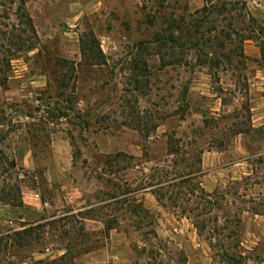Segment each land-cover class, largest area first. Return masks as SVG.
<instances>
[{
    "label": "rangeland",
    "instance_id": "rangeland-1",
    "mask_svg": "<svg viewBox=\"0 0 264 264\" xmlns=\"http://www.w3.org/2000/svg\"><path fill=\"white\" fill-rule=\"evenodd\" d=\"M24 183L100 228L4 232L0 264H264V0H0V200Z\"/></svg>",
    "mask_w": 264,
    "mask_h": 264
},
{
    "label": "crops",
    "instance_id": "crops-1",
    "mask_svg": "<svg viewBox=\"0 0 264 264\" xmlns=\"http://www.w3.org/2000/svg\"><path fill=\"white\" fill-rule=\"evenodd\" d=\"M13 154L16 164L30 167L34 163L32 151L26 141H20L14 144ZM62 170V167H59L56 164L53 170L54 175L64 174V171ZM51 185L52 184H50V186ZM66 197H69V194L66 195ZM69 205H65L62 199L54 200V203L49 200H44L39 190L32 185L24 183L20 187L19 202L11 203L0 200V234L4 232L14 233L16 231H23L26 228L32 227L38 223H45L50 220L60 219L61 222H64L67 216L72 214H76V216L82 220L86 229L91 231L100 228L99 221L97 219L78 215V212L83 210L85 207ZM113 236L115 237V239L112 240L114 244L113 246H117L118 242H121L122 235L121 233L116 232V234H112V237ZM67 251L68 245L66 243L51 244L50 246H46L41 251L32 252V255L34 258L38 259L48 258L49 260H60L66 256ZM106 253L111 259L118 258V254L114 252L108 253L107 247H102L87 250L78 254V256L74 257L73 262L74 264H82L83 261L90 258L92 262L95 260L96 263H99L103 258L101 255Z\"/></svg>",
    "mask_w": 264,
    "mask_h": 264
},
{
    "label": "trees",
    "instance_id": "trees-1",
    "mask_svg": "<svg viewBox=\"0 0 264 264\" xmlns=\"http://www.w3.org/2000/svg\"><path fill=\"white\" fill-rule=\"evenodd\" d=\"M19 202V201H18ZM15 203H17V202H15Z\"/></svg>",
    "mask_w": 264,
    "mask_h": 264
}]
</instances>
